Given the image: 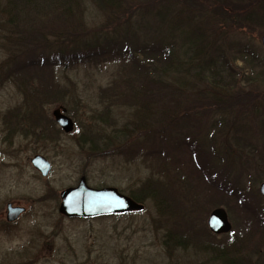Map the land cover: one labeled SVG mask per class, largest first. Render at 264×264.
<instances>
[{"label":"rangeland","instance_id":"374dc122","mask_svg":"<svg viewBox=\"0 0 264 264\" xmlns=\"http://www.w3.org/2000/svg\"><path fill=\"white\" fill-rule=\"evenodd\" d=\"M220 1H228L232 10L243 2L251 4L252 12L262 18L243 33L231 29L215 39L214 20L204 17V13L201 16L204 34L220 44L211 51L225 54L235 74L232 93L249 94L251 100H240L225 112L222 110L224 113H217L214 119L203 113L196 123L190 118L180 119L178 125L168 126L162 134L155 132L160 130V123L152 121L153 132L131 141L136 152H128L125 157L119 154L92 158L88 151L90 142L81 144L83 137H92L98 145V136H112L115 129L121 130L131 119L130 113L117 110L113 94L101 95L102 91L123 84L118 73L124 70L131 73L125 65L103 63L53 71L24 69L15 66L17 59L8 49L9 42L0 40V77L4 74L10 77L7 83L0 84L1 221L6 203L25 208L15 223L0 227V264H221L218 252L226 251L227 247L242 253L246 249L250 251L246 264L264 263V197L259 192V186L264 183V48L261 45L264 0L261 10L259 0ZM159 2L142 12L146 26L138 36L132 34L133 40L125 41L119 34V41L159 46L163 37L159 36L154 11L171 12V15L173 11H183L175 14V19L182 22L186 16L184 5L181 8L174 0ZM80 7L69 21L83 25L90 35L100 30L104 35L113 15L89 2ZM136 18L133 15L129 20L135 23ZM55 20L60 17L39 27L51 35L52 25L54 28L59 25ZM182 22L174 30L175 38L168 42L174 43L175 48L182 44L179 41L181 28L184 29ZM224 23L227 26L228 21ZM88 39L91 40L90 36ZM241 41L257 54L244 61L234 60L232 48L237 51ZM42 51H25L22 63ZM182 52H178L180 57L185 54ZM7 67L11 68L5 70ZM53 90L57 91L58 99L49 95ZM108 106H111L109 113H103ZM58 107H67V116L74 123V131L69 135H63L52 119L51 113ZM26 113H41L53 125L44 119L31 124ZM151 114L153 120L160 116ZM11 115H20V122L12 121ZM215 119L235 125L222 129L216 127L219 123H214ZM34 155H41L52 164L50 175L43 181L29 164ZM80 177L91 188H114L121 195L138 193L149 180L158 185L161 203L157 208L153 200H147L142 212L124 216L66 219L58 213V195L75 187ZM44 195L47 199L41 200ZM219 208L227 215L229 234L213 235L207 228L209 214ZM259 232L256 241L242 240ZM167 234H171V241H179V247L166 248Z\"/></svg>","mask_w":264,"mask_h":264},{"label":"trees","instance_id":"16d2710c","mask_svg":"<svg viewBox=\"0 0 264 264\" xmlns=\"http://www.w3.org/2000/svg\"><path fill=\"white\" fill-rule=\"evenodd\" d=\"M139 1L145 2L138 5L140 2L136 0H0V40L5 43L9 42L8 49L12 50V55H16L17 64H14L15 66L25 67L24 69L53 71L56 68L68 69L82 65L98 66L103 63H120L130 70L129 74L126 73V70L118 73V78L122 79L123 84L108 89L106 92L102 91L101 95L108 92L113 94V102L118 105V108L116 106L117 110L121 113H130L131 119L129 122H125L121 130L115 129L112 136L103 134L98 136V145L94 138L83 137L81 144L90 142L88 151L92 153L89 156L92 158L112 157L119 154L125 157L128 152L135 153L136 148L131 146L130 142L150 135L153 132L152 121L160 123V130L155 132L162 134L165 133L166 128L176 125L180 119L187 121L190 118L196 123L202 113L208 118L214 119L218 115L217 113H224L226 108H232L240 100H251L249 94L237 91L232 93L233 86H235L232 83L235 80V74L225 54L211 51V49L219 47L220 44L207 38L203 29L204 20H201L202 13H204V17L214 20L215 39L225 34L223 31L229 32L231 29L243 33L246 29H250L251 26L262 21L260 16L252 12L251 4L243 2L232 10L228 1L174 0L177 4H181V8L184 5L186 16L182 22L175 19V14H182L183 11H173L172 15L171 12L163 13L157 9L154 11V17L159 22V36L163 37L159 46L153 43L140 45L136 44V41L133 43L121 42L117 35L120 34L121 40L125 39V41L130 39L132 34L138 36L146 26L142 12L147 7L159 4V1L164 0ZM210 1L213 2L210 3ZM262 1H258L259 10L263 9ZM86 2H89V5L105 9L111 16H114H112L111 26L107 27L104 35L102 30L100 33L96 31L94 35H90L85 32L83 25L69 21L81 10L80 6H84ZM133 15L137 16L135 23H131L129 20V17ZM119 16L124 17L118 18ZM59 17L60 20H55V22H59V25L57 28L52 25L51 35L39 27V25L45 26L48 20ZM224 21H228L227 26ZM181 22L184 29L181 28L179 41H182V44L178 45L176 49L174 43L168 42L175 38L176 31L174 30L179 27ZM88 36L91 40H86ZM48 40L53 42L49 43ZM164 40L167 42L164 43ZM240 43L242 46L237 51L234 50L235 47L232 48L234 60L244 61L257 54V51L251 50L246 42L242 43L241 41ZM227 46L230 47L229 44ZM40 49H44V52L42 51L34 57L31 56L22 63L21 57L24 56L25 51L35 52ZM181 51L185 54L180 57L178 52ZM10 68L7 67L5 70ZM229 77L230 79H228ZM9 78L8 74H4L2 78L0 77V84L7 83ZM55 92L57 91L53 90L49 95L58 99ZM144 99L147 100L143 101ZM154 102H157L158 105L153 106ZM111 106L105 108L103 113H109ZM151 113H159L160 116L153 120L154 116ZM10 117L12 121L20 122L18 120L20 115L17 117L11 115ZM25 117L31 124L40 123L44 119L41 113H26ZM215 120L214 123H219L216 127L222 129L231 124ZM44 121L46 120L44 119ZM46 123L53 125L50 120ZM127 125L131 128H128ZM234 125L232 122L231 126ZM128 196L142 205L150 199L154 201L157 208H159L158 203H161V200L158 199V185L149 180L142 185L138 193H129ZM237 198L239 199V197ZM239 201H243V199L241 198ZM250 213L253 214L252 211ZM257 221L259 222V220ZM170 235L165 236L166 248L179 247V241H171ZM260 235L261 232L256 236L252 234L247 238L244 237L245 239L240 238L248 243V240L251 239L256 241ZM167 242L173 243L170 245ZM227 248L226 251L218 252L220 253L218 261L221 264H246L250 251L246 249L242 253ZM241 254L247 256H241Z\"/></svg>","mask_w":264,"mask_h":264},{"label":"water","instance_id":"95a60500","mask_svg":"<svg viewBox=\"0 0 264 264\" xmlns=\"http://www.w3.org/2000/svg\"><path fill=\"white\" fill-rule=\"evenodd\" d=\"M261 45L264 48V34L261 38ZM51 116L64 134L73 131L74 123L67 116V110L64 107L55 109ZM31 165L42 177H46L51 169L49 162L39 155L32 157ZM259 192L264 197V183L259 186ZM142 210V205L128 196L121 195L116 189L91 188L87 185L86 179L82 177L76 187L68 188L60 194L58 212L67 218L93 219ZM17 214H19V210L10 211L9 221H12ZM206 225L213 235L227 234L231 230L227 215L221 208L215 209L209 214Z\"/></svg>","mask_w":264,"mask_h":264},{"label":"flooded vegetation","instance_id":"af4514ba","mask_svg":"<svg viewBox=\"0 0 264 264\" xmlns=\"http://www.w3.org/2000/svg\"><path fill=\"white\" fill-rule=\"evenodd\" d=\"M64 135V134H63ZM2 152L0 151V162H1V160H2ZM35 156V155H34ZM41 156V155H40ZM46 159V158H45ZM47 160V159H46ZM48 161V160H47ZM49 162V161H48ZM29 164H30V166H31V168L33 169V171L35 172V175L36 176H38L40 179H42V181L43 180H45V178H47L49 175H50V172H49V174L46 176V177H42L41 176V174L39 173V172H37L33 167H32V165H31V159L29 160ZM49 164H50V166H51V169H52V164L49 162ZM81 178V177H80ZM41 181V182H42ZM68 189V188H67ZM62 192H60L59 193V195H58V198H59V200H60V194H61ZM48 194V193H47ZM46 195V194H45ZM42 196L41 197V200H42V198H44V199H47V196ZM59 205H60V202H59ZM58 205V206H59ZM58 209H59V207H58ZM12 210H19V214H17V216L12 220V221H9V213H10V211H12ZM25 213V208L23 207V205H16V204H12V203H6V205H5V217H4V219H3V221H1L2 220V218L0 217V227H2V226H5V227H8V226H10L11 224H13V223H15L23 214Z\"/></svg>","mask_w":264,"mask_h":264}]
</instances>
